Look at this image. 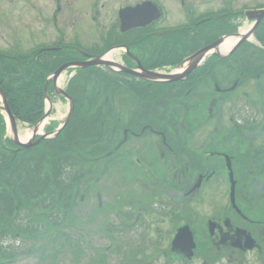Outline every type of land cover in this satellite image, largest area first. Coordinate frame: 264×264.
Here are the masks:
<instances>
[{"label":"flooded vegetation","instance_id":"obj_1","mask_svg":"<svg viewBox=\"0 0 264 264\" xmlns=\"http://www.w3.org/2000/svg\"><path fill=\"white\" fill-rule=\"evenodd\" d=\"M166 1L64 0L78 18L81 16L85 32L94 36L87 44L76 41L78 48L57 27L62 6L55 4L51 21L58 34L42 49H52L64 60L61 64L74 63L75 74L94 68L105 71L113 81L107 108L94 106L87 110V117H76L89 124L93 135L80 138V147L73 151L65 141L64 158L70 153L78 158L85 154L80 158L94 161L97 176L93 179L103 180L102 185L105 177L111 178L109 172L143 179L137 196L135 191L111 186L113 200L121 193V202L126 200V206L121 203L116 208L115 218H105L112 210L110 205L98 211L102 216L98 226H106L111 233L129 234L137 245L114 264H264V83L255 82L264 78V58L254 59L260 69L251 73L241 59L210 55L181 79L142 77L139 74L144 72H175L219 32L198 25L208 17L199 20L197 0H179L184 24L162 25L167 20ZM30 7L36 13L33 20H37L36 2L31 0ZM77 23L75 19L70 25ZM98 56L112 64L79 66ZM121 81L128 86L126 93L118 91ZM115 93L117 100L112 96ZM131 96L137 99V106L132 111H116L120 99L127 102ZM249 103L253 111L244 112ZM221 110L228 124L217 122ZM110 113H121L120 126H108L105 115ZM213 113L217 114L215 122ZM59 123H50L45 129L52 131ZM200 132L206 137H199ZM102 185L83 186L82 202L86 194L101 192ZM48 188L60 191L62 187ZM72 188L66 186L65 190ZM114 222L122 227H113ZM119 244L121 247L123 241H116Z\"/></svg>","mask_w":264,"mask_h":264},{"label":"rangeland","instance_id":"obj_2","mask_svg":"<svg viewBox=\"0 0 264 264\" xmlns=\"http://www.w3.org/2000/svg\"><path fill=\"white\" fill-rule=\"evenodd\" d=\"M33 1L36 2L37 20H33V16L36 13L30 7L31 0H0V52L7 53L8 55L27 54L36 46L50 45L58 34V32L56 34L55 30L58 28L51 21V15L54 13L56 3L62 6V11L59 14L61 20L59 19L57 27L62 29V34H64L69 42L87 44L94 40V36L90 37L85 32L82 20L80 19L81 16L78 18L73 11L74 8H68L64 0ZM73 1L77 3V0H69L70 3H73ZM197 5L196 13H199V16H201V13L221 12L222 9H228L230 11L228 13H238L239 16L237 18L233 17L231 21L228 20V22L237 24L235 31H233L235 33L243 32L251 25V21L245 18L243 12L263 6L264 0H197ZM166 17L167 20L162 25H180L185 23L184 12L180 7L179 0L166 1ZM63 19L64 21H62ZM75 19L79 23L76 26L70 25ZM263 31L264 26L261 28V32ZM261 43L253 35L248 42L244 43L242 55L245 56V52H252L250 48L254 45L263 50L259 56L264 55ZM75 69L74 67L69 68L58 78L56 82L57 88L68 93V90L70 91L68 89L69 84L75 83L78 87L85 90L84 94L87 96V99L89 97L94 99L95 105L92 106L88 102H83V110H79L82 114L87 113V110L93 109L92 107L94 106H106L107 108V105H110L112 79L107 77L108 75L105 71L98 72L94 68L92 71H77L76 74ZM22 72L23 67L21 65L18 67V76L21 77ZM224 73L229 74V72ZM256 80V83H264V78ZM124 82H119L118 86L120 87L118 91L121 89L126 93L125 89L128 86H125ZM253 82L251 81L250 84L252 85ZM83 83L86 84V87H84ZM48 85V97L46 100L47 93L44 91L43 109H46V106L50 104V114L40 129V133L50 132L45 129V126L64 120L68 110L67 99L57 94L51 83ZM249 88L247 87L244 90H248ZM112 96H115L114 99L117 100L116 93ZM137 103V99L132 96L128 98L127 102H122L121 98L119 103L121 107L116 105L118 107L116 111L126 110L127 108H130L129 110L132 111L131 108L136 107ZM216 109H218V106L215 108V112L217 111ZM252 109L253 107L249 103L242 110L251 113ZM221 113L217 122L228 124L229 121L226 119L224 111L221 110ZM120 115L121 113L106 114L105 122L110 127H112V123L120 126L122 124ZM216 115V113H213L214 122L216 121ZM258 117H261V113ZM5 122L7 123L6 118ZM31 125L27 122H17L16 129L19 141L23 142L25 140L24 136L31 130ZM203 132H200L198 136L206 137ZM6 136L12 137L9 130H7ZM30 150L26 152L28 153ZM42 151V146H40L28 153L32 158L26 171V180L36 182L50 179L53 183L56 174H59V176L61 174L59 187H62L63 190H61L62 188L60 191L52 190L54 194H51L49 188L47 190L44 188V192L46 193L37 198L23 196L21 193L18 194L19 202L14 214L11 217L6 216L0 221V264H114L116 259H125L121 256H127L129 253L126 251L129 249H137L135 248L137 247L135 239L131 240L127 236L129 234L111 233L110 230H106V226H98V219L102 217L98 214V211L100 207L105 211L106 205H110L112 210L109 211L110 213H105V218H115L118 212L117 209H119L118 206L121 203L126 206V200L121 202L120 196L122 193L119 195V198L116 195L113 200L114 195L112 198L109 193L111 186L114 185L115 188L117 185L120 186L122 189L120 191H135V195L137 196L142 192L143 188L139 189V186L143 185L141 183L143 179L141 180L138 176L124 178L117 172H109L108 176H111V178L104 176L109 181L104 178L105 182L102 185L101 182L103 180L94 182L93 178L97 176L96 170L93 171L92 168L94 161L80 158L85 154L82 155L81 153V156L78 154L80 156L79 159L72 153V156L75 158L74 161H78L73 162L71 160L70 162H65V154L62 155L61 153L57 157L50 154V156L44 158L42 157ZM71 151H73L72 147ZM22 157H26L23 160H28L26 153ZM31 163H33V166ZM59 166H64L63 174L57 171ZM82 173L85 174L83 178H81ZM91 183L102 185L104 189L98 194L94 193L88 196L86 194L84 202H82L83 195L86 192H82V196L80 192L84 191L82 189L83 186L87 187ZM66 186L74 187V189L66 191ZM68 197L71 198L68 200ZM44 204L49 206V210L46 208L49 212L42 211L44 210ZM24 219H28L29 221ZM113 227L120 229L122 226L114 222ZM25 228H27V231L23 230ZM118 240L123 241L121 247L120 244L119 246L116 245V241ZM99 249H106L110 252L96 253ZM120 250L125 251V253H120ZM101 255L103 256L101 257Z\"/></svg>","mask_w":264,"mask_h":264},{"label":"trees","instance_id":"obj_3","mask_svg":"<svg viewBox=\"0 0 264 264\" xmlns=\"http://www.w3.org/2000/svg\"><path fill=\"white\" fill-rule=\"evenodd\" d=\"M237 16H239L238 13L226 14L224 17L216 15L199 22L198 25L214 27L219 31L215 33V37H217L220 33H233L235 31L237 24H233L230 21L233 17L237 18ZM228 20L230 21L228 22ZM263 26L264 20L257 28L255 36L260 43L262 42L261 44L264 47V31L261 32ZM243 45L245 44L239 46L231 58L243 60L242 64L248 73L259 70L260 67L255 63L254 59H258L259 57L264 58V55L259 56L263 50L254 45L250 48L252 52H245L246 55L244 56L242 55L244 52ZM250 58L252 61H250ZM62 61L64 60L57 53L52 52L41 51L36 53L35 51H31L30 53L21 55H8L7 53L0 52V87L5 92L9 108L17 120L31 125L43 115L46 77ZM21 65L23 72L20 77L18 76V67ZM235 65L236 67L240 66L237 62ZM83 84L86 87V84ZM68 89H70V91L68 90V94L71 95L75 102L73 116L55 139L47 140L38 146H42V157L44 158H47L50 154L56 157L60 156L61 153L62 155L65 154L67 152L66 142L70 144V148H79L80 138L91 137L93 135L89 124L83 122L82 118L78 119L76 117H87L89 113H80L78 107H82L84 101L88 102L91 106L95 105L94 99L91 97L87 99V96L84 94L85 90L78 87L75 83H70ZM14 146L5 136L4 119L0 114V221L6 216L11 217L14 214L19 202V193L23 196H31L32 198L41 197L43 193H46L44 192V188L51 186L59 187L61 182V174L60 176L56 174L53 183L50 179L36 182L26 180V171L32 158L28 153L32 152L36 147L31 148V150L29 149L30 151L27 153L26 151L28 150L23 149L14 151ZM25 153L28 155V160H23V158H26L22 157ZM64 160L65 162H70L71 160L76 162L71 153L69 158H64ZM31 165L33 166V163ZM63 169L64 166H59L57 171L62 173ZM52 192L50 191L51 194H54ZM46 208L48 209L49 206L44 204L43 209L45 210ZM24 220L29 221L28 219ZM23 230L27 231V228Z\"/></svg>","mask_w":264,"mask_h":264},{"label":"water","instance_id":"obj_4","mask_svg":"<svg viewBox=\"0 0 264 264\" xmlns=\"http://www.w3.org/2000/svg\"><path fill=\"white\" fill-rule=\"evenodd\" d=\"M144 5V4H143ZM142 5V7L144 8V6ZM140 8H137L136 10H138ZM246 18L248 20L253 21L251 26L243 33H236L234 35H232L233 38V42L231 43L232 47L229 49V51L225 54H221L219 52V49L222 45V43L224 42L226 37H221L219 38L217 41L211 43L210 45H207L203 48H201L200 50H198L196 53H194L193 55H191L190 57H188L186 59V64L181 67L179 70L170 73V74H165V75H161V74H156L153 72H144L141 73L139 75H141L142 77L146 78V79H151V80H177V79H181L184 76H186L193 68H195L202 59L206 58L208 55L210 54H214L217 55L219 57H223V56H227L229 54H231V52L238 46L240 45L242 42L248 40L253 32L255 31L257 25L259 24V22L261 21V19L264 17V9L262 10H258V11H246L245 12ZM99 64H112L110 62H106L101 60L99 57L92 59L88 62L82 63L80 64V66L82 67H86V66H94V65H99ZM69 66H72L71 64H64L62 66H60L52 75H50L48 77V81L51 80L57 93L63 95L64 97H66L69 100V112L68 115L66 117V119L62 122L61 126L58 127V129L53 133V136L60 131L61 127L69 120L72 111H73V101L71 98H69L66 93L62 90V89H58L56 88V79L58 77V75L66 68H68ZM47 81V82H48ZM0 97L2 99V105H0V110H2L4 112V114H6L8 121H9V125H10V130L11 133L13 135L12 139L13 141L25 148H28L31 145H34L38 142V140L40 139H45V138H49L47 135H42L40 136V138L36 141V142H28V143H23L20 142L17 139V133H16V123L15 120L8 108V104L6 102V96L4 94V92L0 89ZM37 134V123L33 126V136ZM175 240H177V238H175ZM174 240V241H175Z\"/></svg>","mask_w":264,"mask_h":264},{"label":"bare ground","instance_id":"obj_5","mask_svg":"<svg viewBox=\"0 0 264 264\" xmlns=\"http://www.w3.org/2000/svg\"><path fill=\"white\" fill-rule=\"evenodd\" d=\"M232 42H233V38L228 37L227 40L225 41V43L222 45V49H224L222 52L226 51V49L228 50V47L230 46V44ZM30 135H31V130L24 136V139H28L30 137Z\"/></svg>","mask_w":264,"mask_h":264}]
</instances>
